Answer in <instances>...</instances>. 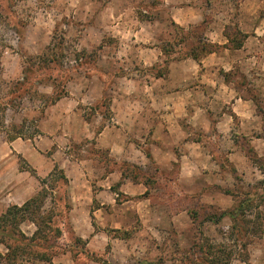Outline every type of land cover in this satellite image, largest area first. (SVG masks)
Masks as SVG:
<instances>
[{"label": "rangeland", "instance_id": "rangeland-1", "mask_svg": "<svg viewBox=\"0 0 264 264\" xmlns=\"http://www.w3.org/2000/svg\"><path fill=\"white\" fill-rule=\"evenodd\" d=\"M0 3L9 22L0 24V77L8 85L25 76L28 85L19 104L4 115L8 127H23L25 137L16 138L9 149L6 133H0L2 208L5 201L14 200L8 194L22 184L35 182V193L40 188L38 178L47 177L55 164L64 172L57 161L66 158L93 174L95 190L100 188L98 178L120 172V179L111 184L115 194L109 202L129 207L111 211L109 225L94 224L93 242L84 250L79 244L73 254L71 234L79 233L68 216L69 187L54 176L48 178V192L55 195L57 206L53 208L48 196L43 208L57 213L55 223L62 229L50 264L64 256H70L72 264H211L215 254L217 264H248L249 251L254 257L250 263L261 264L264 235L235 242L233 219L228 215L217 223L214 219L222 211H233L238 201L234 194L255 191L253 184L264 176L253 161L256 156L264 160V119L259 109L264 110V0H9L8 11L2 7L7 3ZM203 20L201 35L212 40L226 25L234 40L241 38L238 30L249 35L238 56H252L255 63L243 61L242 68L216 73L254 101L255 116L242 124L234 120L231 132L220 133L213 126L219 116L216 111L225 110L227 104L208 102L216 112L210 116L176 117L171 111L183 108L181 100L174 108L158 90L166 88L156 78L167 76L170 61L183 58L179 47L171 44L178 26L188 28ZM161 47L167 48V55ZM43 54L55 61L36 68L34 63ZM178 75L173 74V79ZM52 93L62 95L49 104ZM160 103L171 108L166 113L160 107L159 121L180 129L159 125L150 130L158 114L149 109ZM115 121L125 129L114 128L103 144L114 139L125 146L126 159L109 157V149L96 140L104 125L113 127ZM27 149L29 159L21 155ZM116 149L118 153L122 148ZM97 204L94 200L91 207ZM254 212H246L243 221ZM20 228L27 235L35 229L30 222ZM79 230L86 235L87 228ZM107 236L127 240L131 255L108 259L112 244ZM242 241L248 242L245 248ZM35 263L30 259L21 264Z\"/></svg>", "mask_w": 264, "mask_h": 264}, {"label": "crops", "instance_id": "crops-1", "mask_svg": "<svg viewBox=\"0 0 264 264\" xmlns=\"http://www.w3.org/2000/svg\"><path fill=\"white\" fill-rule=\"evenodd\" d=\"M222 30L223 28L220 30L219 33L220 36L217 40H212L211 37L209 38L207 37L209 41L221 45V47L218 50L205 54L199 61H196L191 57L182 58L176 61H170L168 63L169 69L167 71L168 73L167 76L164 78L162 77L156 78V80L163 81L159 83H163V86L164 88H166V90L162 91L163 87H159L158 90L164 92L163 95L171 103V106L173 107L175 105L178 106L180 100L181 103L183 104V108L179 109L178 107H176L177 109L171 111L172 114L176 115V117L187 116L189 119H192L196 115L199 116L201 114V115L210 116L213 115V113L219 112L218 113L219 116L217 117L215 116V119L213 121V126L220 133L223 131H227V132L233 131V126L235 125V123H237V121L234 120H238V123L242 124L245 122L247 118L255 116L254 101L252 100V98L248 96L247 97L241 96L237 91V89L233 87V84L231 83L233 81L226 82L221 77L219 79L216 75V73L218 74L219 72L232 71L233 68L236 66H240L242 68L241 63H243V61L251 62L253 59L252 56H246V55L245 58L242 59L239 58L238 52L241 50L244 51L246 49L244 43L242 44L241 47L234 49L223 46L225 44L226 39L223 35ZM252 63H255V61L254 62L252 61ZM242 71L245 73V70ZM176 73H179V75L178 77H176V79H173V74ZM213 100L215 102L218 101L217 104L222 103L221 105L222 107L227 104L226 109L222 110V108L220 107L218 108L219 111L216 112L213 111L214 108L212 106H209V103ZM164 104L166 105L163 106ZM187 105H191L190 108L186 109ZM151 107L152 108L149 109V112L158 114L157 119L153 121V124H151V128H150V130L155 131L158 129L159 125H163L158 118L162 116L160 115L161 114L160 107L166 109L167 110L166 113L170 110L171 107L167 103H160L157 105L151 104ZM188 110L191 111V114H188L187 112ZM167 118H168L167 121H169L171 117H167ZM115 122L117 124L116 125L113 124V127L109 126L108 124L104 125L98 137L96 138L97 143H99V145H104L103 143H105V136L107 135V133L111 132L114 128L118 131L121 128L123 130L125 129L121 123H118L117 121ZM163 127L165 130H174V129L177 130L178 128L180 129L179 125H177L176 128V126L173 125L172 123L165 124L163 125ZM255 129L258 128L255 126ZM255 138L261 139V137L258 136H255ZM15 141L16 139L8 142L9 149H12L9 145L12 146L14 143H16ZM27 147H31V146L25 145V149ZM104 147H107L109 149V157H114L116 160L128 158L125 152V146H121L120 143H117L114 139H111V141L107 140V143L106 145H104ZM116 147L122 149L119 150L117 153L116 151L118 149H116ZM29 154H30V149L29 150L27 149V151L22 152L21 155L25 159H29L30 157ZM183 157L186 158V156ZM183 157L180 158V164H179V167L182 171L184 168V167L182 168ZM57 163H59L61 167L64 169L66 177L68 178L67 184L69 190L67 194H68V202L70 204L68 209L70 224L73 227V229L76 231V233L77 234L79 233L78 237L82 239H85V237L89 238L88 240L85 241H86V245H90V243L93 242V238L96 236V233L93 232V227L95 226L94 224L100 226L109 225L111 224V222H113L111 221L113 220V216L110 213L111 211H115V209L117 208L119 209L121 207H123L122 212L129 209L128 206L124 208L123 203L117 204V203L109 202L110 197L112 200H114L112 196L113 194H115L114 193L115 191L111 189V184L114 181L116 180L118 181L120 179L121 173L115 171H109L102 178H98L96 182L100 185V188L99 189L97 188L95 190L93 189V185L91 184L93 174H90L88 170H83L84 166L80 162H74L71 161L69 158H66L65 160L57 161ZM184 163H185V159H184ZM71 169L72 170L75 169L77 173L70 175L71 173L69 172ZM35 186H36L35 182L33 183L31 182L30 185L22 184L17 189L12 190L8 194V196L9 197L11 196V198H13L14 200H10L8 202L5 201V204H3V208H2V204H0L1 206L0 212H3L6 209V207L10 204L20 205L21 203H23L27 198H29L31 195L34 194ZM80 189H81V193H79ZM119 189L121 191H125L123 190V188H119ZM20 194H25V195L21 200L17 201L15 198L18 197V195ZM82 194H85V196H83ZM94 200H97L99 204L91 207ZM236 205L237 204H235V206ZM97 212L99 213L97 214ZM81 227L87 228V230L85 231L86 235H84V232L79 230ZM107 238L110 240V243L112 244L111 251L109 252V258L107 257L108 259H110L111 256H117L119 258L120 256L129 257V255H131L127 240L120 239L117 237L112 238L109 236H107ZM4 251L5 248L2 246V249L0 248V252H4ZM248 255H249L248 264H251L250 262L254 261L253 252L249 251ZM26 261L27 260H23L18 262L17 264H21ZM59 261L60 262L63 261V262L62 263L59 262L57 264H72V258L70 256H64ZM44 263L47 262L36 261L35 264H44ZM261 264H264V256L262 258Z\"/></svg>", "mask_w": 264, "mask_h": 264}, {"label": "trees", "instance_id": "trees-1", "mask_svg": "<svg viewBox=\"0 0 264 264\" xmlns=\"http://www.w3.org/2000/svg\"><path fill=\"white\" fill-rule=\"evenodd\" d=\"M0 1H5L7 3V5H3L2 7L8 11L9 0ZM1 5L0 3V6ZM5 15V11H3V13L0 12V24L9 23ZM203 24L204 20L196 24H189L188 28L178 26L176 30L177 39L175 38L171 44L179 47L178 51L180 50V52H182L181 56L183 58L191 57L199 61L205 54L216 51L221 47V45L209 41L204 34L201 35L204 29L202 26ZM12 25H14V23ZM229 28L230 27L226 25L223 31L227 39V42L223 46L231 49L241 47L248 34L236 30V33H238L241 38L234 40L231 32H229ZM2 49L3 44L0 40V72L2 70ZM161 49L162 53L167 55V48L161 47ZM38 58L39 59L35 63L31 62L34 63L36 68L48 65L47 63L50 60L52 62L55 61V58L51 57V59L48 60L49 57L44 54ZM26 80L27 78L24 76L22 80H16L6 85L0 77V133L5 132L8 141L25 137L23 127L14 124H10L8 127L4 115L7 110L16 107L19 104V100L27 93L28 85L25 83ZM61 95V93H52L50 95L49 104L55 103L60 99ZM259 109L262 111L261 116L264 119V110H262L261 107ZM20 159L23 158L20 156ZM253 161L257 163V166L264 172V160L262 161L259 156H256ZM20 168L27 169L22 166ZM29 169H31V172H34L32 168ZM52 176L55 177L54 180H60L64 185L68 183V179L62 169L55 164L47 177L38 178L40 188L33 195L20 205H8L6 209L0 213V245L5 248L4 252H0V264H17L20 261H28L30 259L52 263V258L58 251V241L62 236L61 227L55 223L57 213L55 211L48 212L43 208L48 196L51 197L50 201L54 204L53 208L57 206L55 195H49V188L46 185L47 179ZM253 185L254 189H256L255 191L248 190L245 193L237 192L234 194V196L238 198V201L233 211H222L218 213L214 219L216 223L219 222L224 215H228L233 219V234L236 236L235 242H237L240 237L242 238L248 235H254L259 238L264 235V176ZM258 191L261 192L258 193ZM252 209L255 211L254 214H248L250 218L243 221L246 212ZM24 222H30L35 227L30 235L25 234L20 228V225ZM118 231L119 230L116 229V232ZM71 237L73 239L69 249L71 253L75 254L77 247L80 246L82 250L85 249L86 241L84 239L74 234H71ZM247 243L248 242L242 241L241 246L245 248ZM79 244L80 246H78ZM73 246H76V248ZM209 262H211V264H217L219 262L217 255L211 256Z\"/></svg>", "mask_w": 264, "mask_h": 264}]
</instances>
